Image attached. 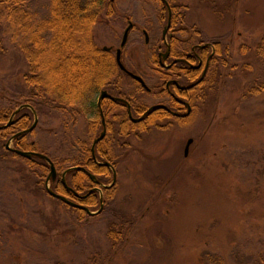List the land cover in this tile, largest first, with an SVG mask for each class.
<instances>
[{
    "label": "rangeland",
    "instance_id": "1",
    "mask_svg": "<svg viewBox=\"0 0 264 264\" xmlns=\"http://www.w3.org/2000/svg\"><path fill=\"white\" fill-rule=\"evenodd\" d=\"M215 1L223 15L194 4L189 22L229 47L224 79L190 126L171 120L173 128H154L140 137L112 133L109 143L114 139L119 166L112 216L77 223L36 186L26 163L0 159V264H247L264 252V93L246 98L251 84L264 82V64L255 57L264 36V0ZM48 6L49 0H36L40 18L48 16ZM158 7L152 0H116V14L131 16L137 25L127 53L141 64L138 71L151 87L152 55L140 32L157 21ZM107 23L102 19L95 28L97 42L119 46L123 31L116 28L117 39L108 37ZM244 45L250 54L241 53ZM27 72L23 53L7 40L0 54V92ZM142 96L153 103L152 96ZM98 97L94 114L84 113L66 130L59 119L42 117L28 142H38L60 161L80 158L79 142L87 141L90 122L99 120ZM121 219L132 225L114 249L108 235L119 230L115 224Z\"/></svg>",
    "mask_w": 264,
    "mask_h": 264
},
{
    "label": "trees",
    "instance_id": "2",
    "mask_svg": "<svg viewBox=\"0 0 264 264\" xmlns=\"http://www.w3.org/2000/svg\"><path fill=\"white\" fill-rule=\"evenodd\" d=\"M35 2L36 0H0V54H3V48L8 40L17 45L28 65V72L22 77V81L17 79L15 85H8V91L0 92L1 95H5V97L0 96V127L8 124L18 107L24 104L30 105L36 111L39 123L30 134L20 136L15 148L50 158L58 174L55 182L50 181L54 193L92 212H98L103 205L102 212L96 216H89L84 209L69 206L52 197L47 191V180L51 173L50 164L39 156L26 159L7 149L6 145L15 133L26 131L34 123V115L29 110L19 114L21 117L14 125L0 129V159H18L26 163L30 176L36 180V186L49 199L65 206L77 223H87L92 218L105 215L112 216L118 180L114 187L107 188L113 182L112 170L89 160L92 157V141L98 134L97 129L90 125L87 141L79 142L81 157H71L65 161L49 155L48 149L41 147L38 142L29 143L28 138L35 135L44 116H51L54 120L59 119L61 128L65 130L70 125L76 126L81 115L93 113L94 96L102 89L110 87L113 81L114 85L121 88L126 86L128 96L136 100L135 96L140 93L137 88L134 89V85L137 84L119 71L113 55L103 51L95 41V28L101 18L107 17L112 21L113 18H118L117 14L112 9L110 0H49L48 16L40 18L35 12ZM220 41L223 43L222 40ZM222 46L221 51L218 49L214 57L217 60L216 67L211 69L209 78L205 80L204 90H201L192 101L194 114L190 119L180 121L165 117L161 119L166 125L162 128L157 124L158 119L155 116L149 117L140 124H133L127 116L120 115L116 120L119 124L110 125L108 137L112 138V133H116L117 138L130 139L140 137L141 134L150 132L154 128L168 130L174 125L171 120L177 121L180 126H184L185 122L191 125L224 79L222 70L229 66L231 55L229 47L226 49L223 44ZM251 51V47L241 46L242 54H250ZM255 57L264 64V36L256 47ZM231 68L238 69L237 66ZM262 93H264V82L256 81L248 87L246 98H256ZM59 115H63V118ZM56 141L54 137L51 143ZM113 141L114 139L111 141L112 144L108 145V150L109 143L100 144L97 156L114 166L118 178V156L113 149L115 145ZM76 167L85 168L94 174L98 183L91 181L88 175L81 171H71L66 176L68 186L74 190L70 192L64 186L62 178L67 170ZM22 174L24 175L23 172ZM88 184L90 187L87 186ZM95 188H99L102 193ZM130 225L132 224H129V221L121 219L115 224L119 230L109 232L108 237L114 243V249H117V241L127 236ZM247 264H264V252L255 258H250Z\"/></svg>",
    "mask_w": 264,
    "mask_h": 264
},
{
    "label": "flooded vegetation",
    "instance_id": "3",
    "mask_svg": "<svg viewBox=\"0 0 264 264\" xmlns=\"http://www.w3.org/2000/svg\"><path fill=\"white\" fill-rule=\"evenodd\" d=\"M152 1L159 4L157 13L158 15L156 17L157 21L148 22V24H146V26L142 28L140 32L144 39V46H149L151 50V64H149L147 68H149V71L155 77L156 83L153 84L152 87L149 86V83H151L149 81V78L138 71L141 70V64L132 55V53H127V48L131 44V35L133 32L138 31L137 25L133 21L131 16L117 14L118 18H113V20L111 21L112 25L109 18H101V21L102 19H105L108 22L105 25L108 28V37L116 38L117 33L114 32L116 28L123 31V36L121 37L122 39L119 46H100L101 49L113 55L119 71L123 75H125V77H129L131 80H133V82L137 84L134 85V89L137 88L140 93H137V95L135 96L136 100H132V98H130L126 93L128 91L124 92L123 87L121 88L120 86L114 85V81L111 82L112 85L110 87L102 89L99 92L97 110L95 111V113L99 117V120H96L94 122L91 121L89 124V126L91 125L92 128L97 129L98 132L97 136L92 141V157L89 160H93V162L98 166H101V163H110L109 161H102V159L100 160L98 158L97 149L103 142L109 143V127L110 125L114 126L115 124H119V122H117L116 120L120 115L127 116L130 122L133 124H140L151 116H155L158 119V125L163 123L161 119L165 117H172L180 121H186L190 119L194 114V106L192 101L194 100L195 96L200 94L201 90H204L203 86H205V80L209 78L211 69H214L216 67L217 60H215L214 57L217 55L218 49L219 51H221L223 47V43L220 41V39L209 38V35L201 28V26H199L198 23L189 22V12L192 10L190 9V7L192 8L194 4H197L199 6H210L212 7L211 10L216 11V16L223 15V13L217 9V1ZM110 3L112 5V9L116 12V0H110ZM223 12H227V10L223 9ZM100 23L96 26V28L100 27ZM128 28H131L128 35V40L125 46L122 48L124 36ZM97 40L98 39L95 37V41L99 46L100 44L99 42H97ZM119 50H121V64L129 73L142 78L146 87L137 80L131 78L126 72L121 70L117 60ZM144 65L146 66V64ZM103 93H106L108 97H105V99L100 101ZM141 94L152 96L154 98L153 103L147 104L145 98L143 96L141 97ZM113 99H115V101ZM109 104L114 105L111 106ZM25 110H29L34 115L35 110L30 105H21L12 114L8 124L12 120V125H14L16 121L21 117H19V114H21ZM136 120L141 121L134 122ZM171 123L173 122L171 121ZM8 124H6L5 126H7ZM185 124L190 126L186 122ZM2 127L4 126H1L0 128ZM171 128H173V126ZM24 132L25 131L15 133L10 138L7 145L10 144L11 148L18 150L15 148V143L20 138V136L24 135ZM103 133H105V137L97 143L93 151L92 148L95 141L99 139ZM192 140L193 143L191 144V146L194 144V139ZM111 144V142L107 144V150L109 149L108 145ZM89 173L90 172L87 171V173L85 174L88 175ZM69 188L67 189L70 192H74L72 188H70L72 190H70Z\"/></svg>",
    "mask_w": 264,
    "mask_h": 264
},
{
    "label": "water",
    "instance_id": "4",
    "mask_svg": "<svg viewBox=\"0 0 264 264\" xmlns=\"http://www.w3.org/2000/svg\"><path fill=\"white\" fill-rule=\"evenodd\" d=\"M130 29H131V28H128V30H127L126 33H125L124 40H123V43H122V48L125 46V44H126V42H127V40H128V35H129V32H130ZM117 57H118V58H117V60H118V64H119L121 70H123L124 72H126L131 78L137 80V81L140 82L143 86L146 87V85H145L144 81L142 80V78H140V77H138V76H136V75H134V74H132V73H129V72L124 68V66L121 64V62H120L121 50L118 51V56H117ZM105 97H108V96H107L106 93H103V95H102L100 101H102L103 99H105ZM113 100L115 101V99H113ZM34 115H35V121H34L33 125L31 126V128L24 132V135L30 134V133H31V132L37 127L39 119H38V116H37V114H36L35 111H34ZM139 121H141V120H136V121H134V122H139ZM12 124H13V121L11 120L10 123H9L7 126H4V127L0 128V129L6 128V127H9V126H11ZM20 135H21V134H20ZM104 137H105V133H103L102 136H101L99 139H97V140L95 141V143H94V145H93V148H92L93 151H94L95 146L97 145V143L100 142ZM192 143H193V140H192V139L189 140L188 143H187V146H186V149H185V156H186V157H187L188 154H189L190 147H191V144H192ZM7 149H8L9 151H11V152H13V153H15V154H17V155L23 157V158H26V159H32L33 156H39V157H41L42 159H44L45 161H47V162L50 164V167H51V173H50V175H49V177H48V180H47V191H48V193H49L52 197H54V198L60 200L61 202L65 203V204H67V205H69V206L84 209V210L87 212V214H88L89 216H96V215H98V214H100V213L102 212V210H103V205L101 206V208H100V210H99L98 212L94 213V212L90 211L88 208L81 207V206L75 204L74 202L68 200L66 197H63V196L57 195L56 193H54V192L52 191L51 186L49 185V183H50L51 180H52V182H55V181H56V179H57V170H56V167H55V165L53 164V162H52V161L50 160V158H48L47 156L42 155V154L32 153V152H24V151H20V150H15V149H13V148L10 147V144L7 145ZM100 165H101V166H105V167H109V168L112 169V171H113V176H114L113 183H112L110 186H108L107 188H112V187H114V186L116 185V183H117V173H116V170H115L114 166H112L110 163H101ZM71 171H82V172H84V173H87V171H86L84 168H81V167L70 168L69 170H67V171L63 174V178H62V182H63V184H64L67 188H69V187L67 186V183H66V176H67V174H68L69 172H71ZM88 175H89V177L91 178V180H92L93 182L98 183V180H97L96 176H94V175H92V174H90V173H89ZM69 189H70V188H69ZM70 190H72V189H70ZM96 190H99V191H100V189H98V188H97ZM100 192H101V191H100ZM91 193H92V192H91ZM101 193H102V192H101ZM102 197H103V196H102Z\"/></svg>",
    "mask_w": 264,
    "mask_h": 264
}]
</instances>
